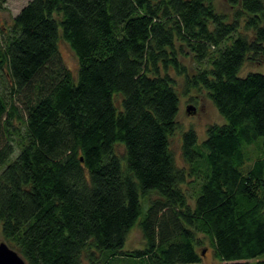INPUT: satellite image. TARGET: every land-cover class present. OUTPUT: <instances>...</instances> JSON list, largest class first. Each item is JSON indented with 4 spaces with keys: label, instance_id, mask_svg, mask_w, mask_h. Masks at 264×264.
I'll return each mask as SVG.
<instances>
[{
    "label": "trees",
    "instance_id": "16d2710c",
    "mask_svg": "<svg viewBox=\"0 0 264 264\" xmlns=\"http://www.w3.org/2000/svg\"><path fill=\"white\" fill-rule=\"evenodd\" d=\"M227 2L229 22L214 0H29L0 29V234L26 264H201L203 239L223 264L264 253V72L240 74L264 60V0ZM173 75L224 119L183 132L184 166Z\"/></svg>",
    "mask_w": 264,
    "mask_h": 264
},
{
    "label": "rangeland",
    "instance_id": "374dc122",
    "mask_svg": "<svg viewBox=\"0 0 264 264\" xmlns=\"http://www.w3.org/2000/svg\"><path fill=\"white\" fill-rule=\"evenodd\" d=\"M28 1L29 0H4V3L0 6V29L6 30L10 28L13 23V18L19 13L22 7L28 3ZM214 6L218 13H223L228 17V22L232 20V12L235 8L228 4L227 0H214ZM240 22L241 32H245L243 29L245 17L241 18ZM185 52H187V55L185 54L183 58H181V61L186 66L187 73L192 75L199 67V63L192 57V54L188 50ZM58 58L66 68L72 73H76L78 69L76 56L68 43L62 38H59L58 40ZM262 59V57H258L253 62H245L240 74L244 75L249 71L264 72V60ZM204 63L206 64V62ZM206 66H208V63ZM173 76L177 81L179 112L177 116L178 128L172 133L169 141L176 163L180 166H184L185 163L181 156V138L183 132L188 129H193L197 134L198 139L202 140L205 138L206 128L210 124H221L224 122V119L218 113L203 87L188 86V90H186L184 77ZM189 108H191V110L188 111ZM2 241L4 240L0 234V242ZM142 245L143 239L141 231L139 227L135 226L127 233L123 250L131 251L137 248H142ZM199 249H203V253H201V264H223L214 256L212 248L209 246L206 239H203V245H201ZM260 259H264V253L254 258L251 261V264H255V262Z\"/></svg>",
    "mask_w": 264,
    "mask_h": 264
},
{
    "label": "water",
    "instance_id": "95a60500",
    "mask_svg": "<svg viewBox=\"0 0 264 264\" xmlns=\"http://www.w3.org/2000/svg\"><path fill=\"white\" fill-rule=\"evenodd\" d=\"M191 108L188 109V111ZM203 253V251H202ZM0 264H26L24 259L4 241L0 242Z\"/></svg>",
    "mask_w": 264,
    "mask_h": 264
}]
</instances>
